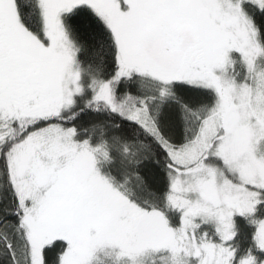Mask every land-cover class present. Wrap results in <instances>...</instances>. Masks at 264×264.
I'll use <instances>...</instances> for the list:
<instances>
[{
  "label": "snow or ice",
  "instance_id": "snow-or-ice-1",
  "mask_svg": "<svg viewBox=\"0 0 264 264\" xmlns=\"http://www.w3.org/2000/svg\"><path fill=\"white\" fill-rule=\"evenodd\" d=\"M0 264H264V0H0Z\"/></svg>",
  "mask_w": 264,
  "mask_h": 264
}]
</instances>
